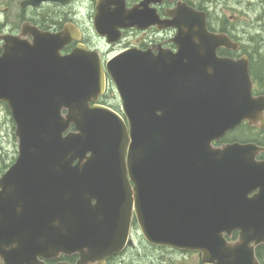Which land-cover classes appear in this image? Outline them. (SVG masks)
<instances>
[{
	"label": "water",
	"instance_id": "water-1",
	"mask_svg": "<svg viewBox=\"0 0 264 264\" xmlns=\"http://www.w3.org/2000/svg\"><path fill=\"white\" fill-rule=\"evenodd\" d=\"M162 27L178 29L174 55L134 49L107 63L128 122L96 103L102 63L84 46L63 55L65 32L4 36L0 101L19 153L0 178V262L77 253L76 264H105L133 244L135 213L151 244L198 251L204 264H260L264 146L212 142L246 120L264 127V96L252 95L247 60L217 56L236 45L207 30L204 12L179 2Z\"/></svg>",
	"mask_w": 264,
	"mask_h": 264
},
{
	"label": "flooded vegetation",
	"instance_id": "flooded-vegetation-1",
	"mask_svg": "<svg viewBox=\"0 0 264 264\" xmlns=\"http://www.w3.org/2000/svg\"><path fill=\"white\" fill-rule=\"evenodd\" d=\"M27 1L29 0H0V49L4 43L3 36H21L33 41V34H24L23 31L36 28L53 34L65 32L71 40L65 46L64 54L72 52L82 44L97 53L104 66L116 55L131 49L149 51L154 58H163L166 55H174L178 50V45L172 40L178 29L162 26L169 19L170 12L181 2L198 12L206 13L207 28L210 32L226 33L238 42V51L224 46L217 49L218 56L232 59L247 56L250 66L264 57V53L258 52V44L248 48L225 24L215 26L211 0H48L37 5L26 4ZM105 74L109 88H114L106 67ZM254 83L255 88L259 85V80L254 79ZM109 88L104 97H101V103H106L103 99ZM222 141L228 143L226 140ZM261 159H264V155ZM136 230L139 231L136 216L133 215L131 236H134ZM134 247L135 244L127 246L122 253L110 256L106 264H122L128 251ZM257 248L262 250L261 255L257 253L261 264H264V244ZM78 256L73 254L47 262L67 261L75 264Z\"/></svg>",
	"mask_w": 264,
	"mask_h": 264
},
{
	"label": "rangeland",
	"instance_id": "rangeland-1",
	"mask_svg": "<svg viewBox=\"0 0 264 264\" xmlns=\"http://www.w3.org/2000/svg\"><path fill=\"white\" fill-rule=\"evenodd\" d=\"M211 1L216 27L225 24L226 28L242 39L248 48L258 44V52L264 53V0ZM258 62L264 70V60ZM103 100L111 106L120 107L118 94L114 88L109 89ZM15 130L16 124L10 110L4 102H0V171L2 169L5 171L7 165H11L18 156L19 142ZM248 133V130L239 129L233 132L231 137H245ZM256 133H259L257 128L251 132L252 135ZM134 239L136 245L128 251L127 258L122 264H202L199 253L154 247L147 243L137 230L134 231Z\"/></svg>",
	"mask_w": 264,
	"mask_h": 264
},
{
	"label": "trees",
	"instance_id": "trees-1",
	"mask_svg": "<svg viewBox=\"0 0 264 264\" xmlns=\"http://www.w3.org/2000/svg\"><path fill=\"white\" fill-rule=\"evenodd\" d=\"M249 128V127H248ZM250 129V128H249ZM263 138H264V136H262ZM249 140H253V141H256V142H259V143H261V144H264V141H261V140H259V139H250V138H248ZM10 165H7V167H6V169L9 167ZM5 171L2 169L1 171H0V174H2V173H4ZM234 237L236 238L237 237V232H235L234 233ZM257 252L261 255V253H262V250L260 249V248H258L257 249Z\"/></svg>",
	"mask_w": 264,
	"mask_h": 264
}]
</instances>
